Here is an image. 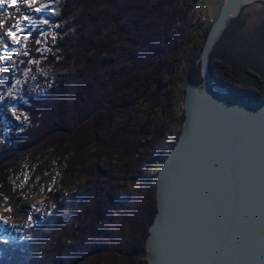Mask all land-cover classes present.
<instances>
[{"label":"trees","instance_id":"1","mask_svg":"<svg viewBox=\"0 0 264 264\" xmlns=\"http://www.w3.org/2000/svg\"><path fill=\"white\" fill-rule=\"evenodd\" d=\"M197 2L41 0L25 21L18 47L0 63V214L10 223L0 227V264H149L146 244L158 212L149 163L159 149L154 141L175 119L153 124L157 110L172 108L180 88L185 98L188 81L200 76L210 27L198 21ZM50 32L52 45L43 48ZM221 38L211 54L216 87L264 100V76L232 50L218 54ZM33 64L47 72L45 80L28 75ZM142 104L148 111L138 118ZM10 108L22 125L8 122ZM53 154L67 192L58 197L52 187L43 197L54 203L51 211L12 237L28 187L50 178Z\"/></svg>","mask_w":264,"mask_h":264},{"label":"water","instance_id":"2","mask_svg":"<svg viewBox=\"0 0 264 264\" xmlns=\"http://www.w3.org/2000/svg\"><path fill=\"white\" fill-rule=\"evenodd\" d=\"M257 1L264 0H224L209 29L200 59L203 84L188 81L183 128L158 174V212L146 244L149 264H211L217 234L229 238L245 223L257 236L248 249L251 258L242 264H264V100L220 91L211 72L218 40ZM194 240L202 241L204 253ZM223 242L227 264H237L245 255L242 242L235 235Z\"/></svg>","mask_w":264,"mask_h":264},{"label":"rangeland","instance_id":"3","mask_svg":"<svg viewBox=\"0 0 264 264\" xmlns=\"http://www.w3.org/2000/svg\"><path fill=\"white\" fill-rule=\"evenodd\" d=\"M197 1V15L199 4L202 2L207 5L209 20L204 24V29H208L218 16L223 6L224 0ZM37 8L41 9V0H35L34 3H32L31 0H17L16 5H12L10 0H6V2L0 6V63L18 47V42H14L13 39L7 35L8 31L11 30L16 32L19 39V33L22 31L23 25L26 21L23 19V17L27 16L28 18H31L35 16L38 13L36 11ZM17 24H19L18 28L15 27ZM222 35L223 37H220L221 40L217 47L218 54H220L223 50H232L234 55H238L247 61L251 69L264 76V1H257L255 3L246 5L242 9L239 16L231 21ZM53 40L54 33L50 32L43 40V48L46 46H51ZM28 75L40 80H45L46 77H48L47 72L44 69H40L37 64L30 66ZM247 80L249 82L246 83L249 84L250 87H255L258 85L253 82L254 79ZM203 81L204 79L201 70L200 76L197 77L195 82L203 84ZM182 91L183 89L181 88L177 91L176 102L172 108L168 106L167 108L161 106L156 113V120L153 124L154 129L160 128V122L163 119H167L169 122L172 119H175L176 121L174 120L172 124H178L177 127H172L173 125L171 126L169 134H166L165 136L161 135V137L154 141L156 147L159 149L156 151L149 163V174H151L156 179H158V174L163 164L161 161L163 152L168 150L177 136H180L183 128V124H179V120L181 119L183 112L185 114V98L182 96ZM147 109V104H142V106L135 107L136 116L138 118H142L147 113ZM6 116L9 123H15L17 126L22 125V120L18 119L17 112L11 108L7 109ZM57 122L60 123V121ZM17 130L19 131V129ZM59 160V154L48 156V170L50 172V178L45 184H42L40 187H38V189L33 190V186L31 187L32 184L29 183L31 185L28 187L29 195L25 197V213L23 218L18 220V222L13 226V229L10 232L12 237L20 238L23 234V230L29 227V221H40L44 219L51 211L54 203L43 200V197L52 187H55V192L58 194V197H62L64 194H66L67 187L61 185L62 173L60 172V169L62 165H60ZM28 173L29 172L24 169V171L19 175L17 179L19 184L23 185L27 183L26 179ZM78 183L79 181H76L75 185ZM8 224L10 223L6 222L5 217L0 214V227L4 228ZM3 240L7 241L8 238L3 237ZM12 240H14V238H12Z\"/></svg>","mask_w":264,"mask_h":264},{"label":"bare ground","instance_id":"4","mask_svg":"<svg viewBox=\"0 0 264 264\" xmlns=\"http://www.w3.org/2000/svg\"><path fill=\"white\" fill-rule=\"evenodd\" d=\"M253 202H254V206L256 207V205L259 202L258 198L253 196ZM244 228L245 229H243L242 232L235 231V233H233V235L230 232L231 237L235 235V237H237V240L242 242V245H241V248H240V252L242 253L243 249H244V252H245V255L243 253L244 256L242 258L238 259V261H236L237 264H242L244 262L243 259L245 261H249L248 259L251 258V256H250V254L248 252L249 251L248 249L251 246L252 240L255 239V237L257 236V232H255V230L252 228L251 224L245 223V227ZM217 235L219 237H216V240L212 241V243H214L216 241L215 245L213 246V248H214L213 250L217 249V252L214 253V254L212 253V255L209 256L210 257L209 258L210 262H211V264H227L228 260H227V258H225L226 257V253H225L224 249H225V246H227L228 244H225L223 241L225 240L227 242L228 240L231 239V237L228 238V236H227L226 239H223L221 237V234H217ZM193 243H194V246H195V249L197 250V252L204 253V250H203L204 248H203L202 241L194 240ZM232 254H233V251H232ZM258 264H262V263H258Z\"/></svg>","mask_w":264,"mask_h":264},{"label":"built area","instance_id":"5","mask_svg":"<svg viewBox=\"0 0 264 264\" xmlns=\"http://www.w3.org/2000/svg\"><path fill=\"white\" fill-rule=\"evenodd\" d=\"M197 19L203 25L209 20L207 5L202 2L198 6Z\"/></svg>","mask_w":264,"mask_h":264},{"label":"snow or ice","instance_id":"6","mask_svg":"<svg viewBox=\"0 0 264 264\" xmlns=\"http://www.w3.org/2000/svg\"><path fill=\"white\" fill-rule=\"evenodd\" d=\"M5 2H6V0H0V6H2ZM10 2H11L12 5H16L17 4V0H10ZM31 2L34 3L35 0H31ZM36 11L39 12L40 9L37 8ZM23 19L24 20H27L28 17L25 16V17H23ZM15 27L18 28L19 27V24H17ZM7 35L10 36L13 39L14 42H19L18 41V36H17L16 32H13V31L9 30L8 33H7ZM25 39H27V37H25ZM37 42H39V41H37Z\"/></svg>","mask_w":264,"mask_h":264}]
</instances>
